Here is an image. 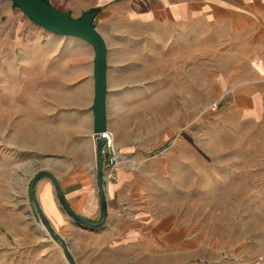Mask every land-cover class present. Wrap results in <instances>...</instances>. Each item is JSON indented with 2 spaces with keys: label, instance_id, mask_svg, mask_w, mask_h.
Returning <instances> with one entry per match:
<instances>
[{
  "label": "rangeland",
  "instance_id": "obj_1",
  "mask_svg": "<svg viewBox=\"0 0 264 264\" xmlns=\"http://www.w3.org/2000/svg\"><path fill=\"white\" fill-rule=\"evenodd\" d=\"M0 22V264H43L27 254L48 239L33 179L89 168L98 178L94 49L33 24L11 0H0ZM112 25L107 118L119 164L103 181L128 184L126 205L163 225L164 244L193 245L194 256L164 251L151 262L148 253L147 264L253 259L264 251V111L243 110L236 97L237 86L254 82L250 34L204 18ZM18 128L31 137H13ZM155 241L148 230V249Z\"/></svg>",
  "mask_w": 264,
  "mask_h": 264
},
{
  "label": "crops",
  "instance_id": "obj_2",
  "mask_svg": "<svg viewBox=\"0 0 264 264\" xmlns=\"http://www.w3.org/2000/svg\"><path fill=\"white\" fill-rule=\"evenodd\" d=\"M50 1L74 16H79L93 7H100L101 11L95 23L105 40L107 31L113 23L132 20L163 22L204 18L210 21H233L234 26L243 31V35L250 34L251 43L254 44V82L237 86L236 97L240 99L239 104H241L239 108L254 110V113L264 111V0ZM13 12L12 7H7L3 15L11 17ZM3 24L4 22H0V30L5 26ZM15 28L17 23L14 27L9 26L10 31ZM85 90L84 88L80 93H84ZM251 97L254 98V105L251 101L249 103L247 101ZM55 98L58 101L67 99L60 95H55ZM70 100L77 101L74 98ZM39 134H41L40 131L34 137H38ZM13 137L31 136L27 128H18ZM58 180L66 200L75 212L93 221H99L102 218L98 178L95 179L90 168L79 175L58 176ZM127 185L121 181L104 182L107 219L100 227H90L78 223L65 211L50 178L43 177L39 180L37 195L40 204L52 226L67 241L77 264H147L148 253L151 254V262H162L164 251H185L186 254L194 256L193 245L189 243L181 246L175 243L164 244L161 237L163 225L148 224L138 215L140 211L138 207L126 205L127 195L124 192V186ZM148 230L159 236V241L153 242L149 249ZM46 236H48L46 237L48 239H44L46 243L32 247V251L27 250V254H32L35 261L41 259L43 264H52L49 262L56 259L61 260L62 264H69L56 241H53L48 234ZM256 256L243 264H250Z\"/></svg>",
  "mask_w": 264,
  "mask_h": 264
},
{
  "label": "water",
  "instance_id": "obj_3",
  "mask_svg": "<svg viewBox=\"0 0 264 264\" xmlns=\"http://www.w3.org/2000/svg\"><path fill=\"white\" fill-rule=\"evenodd\" d=\"M14 7L20 9L37 26L64 36H73L82 39L92 45L94 49L93 72H94V97L91 105L93 113V133L100 134L108 129L107 118V96H108V45L105 38L98 31L95 19L101 11L100 7H93L84 11L79 16H74L60 7L54 5L50 0H11ZM106 140L99 137L97 145L98 160V186L101 195L102 218L93 221L75 212L69 205L61 190L58 178L49 170H42L33 179L31 193L36 211L41 223L49 236L58 242L69 264H77L71 253L67 241L52 226L45 214L38 195L37 184L43 177H48L53 182L59 201L65 211L78 223L100 227L107 219V199L104 191V167L101 150Z\"/></svg>",
  "mask_w": 264,
  "mask_h": 264
},
{
  "label": "built area",
  "instance_id": "obj_4",
  "mask_svg": "<svg viewBox=\"0 0 264 264\" xmlns=\"http://www.w3.org/2000/svg\"><path fill=\"white\" fill-rule=\"evenodd\" d=\"M99 137L105 138L106 142L101 150V157L103 160V166L105 171L109 173L111 177H115V173L118 170V158L119 155L115 150V137L114 134L108 128L100 134L93 133L94 142H98ZM250 264H264V251L260 252Z\"/></svg>",
  "mask_w": 264,
  "mask_h": 264
}]
</instances>
